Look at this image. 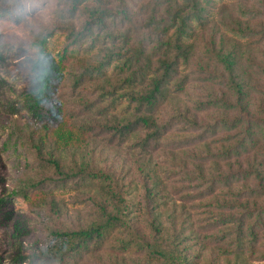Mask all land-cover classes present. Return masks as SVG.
Listing matches in <instances>:
<instances>
[{"label": "trees", "instance_id": "1", "mask_svg": "<svg viewBox=\"0 0 264 264\" xmlns=\"http://www.w3.org/2000/svg\"><path fill=\"white\" fill-rule=\"evenodd\" d=\"M218 3L221 0H70L69 13L78 12L84 20L77 29L64 30L69 44L58 53L56 85L65 79L62 75L70 63L90 57L92 63L82 64L72 89L80 91L88 83L95 87L88 90L89 101H79L82 121L71 129L63 122L64 106L50 98L53 85L41 78L42 87L32 103L35 117L44 124L34 149L42 155L49 141L61 149L80 147L84 138L98 131L110 135V143L118 147L127 149L131 143L143 156L139 168L144 196L134 204L125 203L112 176L84 164L65 169L52 153H46L42 163L53 169L59 181H49L53 183L49 191L31 182L19 197L33 202L95 184L99 220L77 231H52L48 249L27 264H77L104 250L121 231L132 234L118 241L116 253L159 264H250L254 250L264 249L255 244L257 234L264 232V162L248 158L254 149L251 134L242 135L229 148L217 141L220 149H210L211 127L200 129L198 115L184 114L187 127L178 134L183 140L171 151L176 154L173 159H179L176 175L182 174L188 185L175 188L176 197L168 201L160 198L165 191L160 171L164 163L155 165L148 159L156 151L167 150L164 142L171 135V122L163 120L161 110L169 107L172 115L181 112L178 100L189 85L190 61L198 39L216 21ZM228 32L237 39L247 38L239 23ZM204 49L207 66L211 64L215 74L220 70V78H229L241 101L244 92L242 83L235 82L240 72L235 54L222 52V43L217 45L214 38ZM218 107L215 100L196 112ZM52 125L56 129L51 130ZM187 204L191 217H182L181 210L188 214ZM167 209L172 212L164 217ZM141 217L150 240L131 226L138 225Z\"/></svg>", "mask_w": 264, "mask_h": 264}, {"label": "rangeland", "instance_id": "2", "mask_svg": "<svg viewBox=\"0 0 264 264\" xmlns=\"http://www.w3.org/2000/svg\"><path fill=\"white\" fill-rule=\"evenodd\" d=\"M70 6V0H0V264H27L29 258L48 249L52 231H77L99 220L95 184L89 189H70L33 202L19 197L31 182L42 184L49 191L53 186L49 181H59L53 169L42 163L47 160L46 153H52L65 169L84 164L91 171L112 176L125 203L134 204L144 196L139 168L143 156L131 143L127 149L118 147L110 143V135L98 131L84 138L80 147L61 149L49 141L42 155L34 149L44 124L35 117L32 103V96L42 87L41 78L44 76L53 85L50 98L64 106L63 122L69 128L80 125L77 105L81 100L89 101L92 97L88 90L95 87L88 83L80 91L72 89L73 78L84 68L82 64L92 63L90 57L70 63L67 74L62 75L65 79L56 85L58 53L69 44L64 30L72 26L77 29L84 20V15L78 12L69 13ZM215 10L216 21L198 39L190 61L189 85L178 100L181 112L172 115L169 107L161 110L163 120L171 122V135L164 142L167 150L156 151L148 158L155 165L164 163L160 171L165 191L160 198L166 201L176 197L175 188L188 185L182 174L176 175L179 159L174 160L176 154L171 151L183 140L178 134L187 127L184 114L198 115L200 129L211 127L210 149H220L217 141L222 142L223 148H229L242 135L251 134L253 146L250 147L254 149L248 158L255 163L264 162V0H221ZM236 23L241 25L246 39L229 34ZM213 38L217 45L222 43V52L237 57L240 72L235 82L243 85L241 101L231 89L229 78H220V70L215 74L212 65L206 64L204 44ZM215 100L218 109L196 112ZM50 129H56V125ZM185 207L189 209L190 205ZM171 212L167 209L163 216L168 217ZM180 212L182 217H191V209L188 214L184 210ZM138 221V225L134 222L131 226L138 228L139 236L150 240L143 218ZM130 233L119 232L104 250L80 259L77 264H159L135 254L116 253L118 241L129 238ZM257 236L255 244L264 246V232ZM262 256L264 249L257 247L250 264H264ZM210 260L220 262L211 257Z\"/></svg>", "mask_w": 264, "mask_h": 264}]
</instances>
